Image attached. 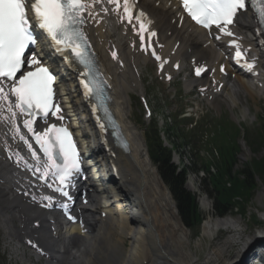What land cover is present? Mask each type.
Masks as SVG:
<instances>
[{
  "label": "bare ground",
  "instance_id": "6f19581e",
  "mask_svg": "<svg viewBox=\"0 0 264 264\" xmlns=\"http://www.w3.org/2000/svg\"><path fill=\"white\" fill-rule=\"evenodd\" d=\"M157 3H160L159 8L155 6ZM140 7L150 14L156 22V28L161 31L160 41L165 45L162 53L166 57L171 56L172 59L177 61L185 59L188 62L192 58H196L197 63L205 62L211 68L215 64L220 63V55L211 44L206 45L207 42L201 30L193 28L186 20L183 22L181 28H178L177 23H174L173 26L172 21L176 20L178 13L173 8V5L168 7L167 0H140ZM236 30L241 35H251V37H246V44L253 47L257 46L256 41L252 39L253 27L251 22L248 21L247 16L238 22ZM177 42L180 43L179 48L175 52V55L172 56L171 52ZM124 56L127 59H131L130 54L128 56L125 53V49ZM261 58L262 56H260L258 64L259 67L261 65L264 69V60L261 61ZM135 61L139 67L141 64H146L148 59L137 57ZM105 64H108L107 59L105 60ZM107 71L111 73L113 78L116 96L115 109L120 120H122L123 112L129 106L127 96L132 86L127 85V77L131 78V76L127 74L128 71L120 76L116 75L110 68H107ZM214 77L220 79L218 73ZM261 78H264L263 74ZM259 82L261 83L262 80ZM133 83H137V88L141 90L137 77ZM236 83L231 87L232 90L226 93V100L224 102L229 107L233 109L237 107L240 93L244 94L255 105L260 102L264 90L254 88L249 81L240 76H237ZM68 85L70 94H72V104L75 106L80 105L77 93L78 88L72 82ZM187 85L190 86V84ZM217 86L210 87L211 94ZM212 95L220 97L218 94ZM123 127L126 129L128 138L132 140V146L129 154L119 153L115 160L120 169V180L114 184V187L122 191L123 196L134 197V201L139 202V215L133 219H130L129 215H118L117 217L111 215V219L103 220L101 215L105 212L104 208L94 195H90L93 203L99 205L97 208L99 209V218L95 217L94 212L91 215V220L87 221V227L91 229L94 241H92V238L85 239L80 231L76 229L68 230V235L65 236H61L60 234V238L57 240L53 238L57 246L61 245L66 250L64 260L57 264H117L121 258L119 244H124L125 235L133 243L124 263L122 262L123 264H197L190 261L191 259L189 258L191 256L189 257V255L182 251L181 246L189 238V232L178 217L177 208L169 190L161 184L157 169L148 158L145 140L136 126L131 125L128 120L123 121ZM100 154L102 153L100 152ZM242 155L241 160L245 157V154ZM0 175L4 177H0V180H5V183L0 185V212L5 210L10 214L8 217L9 223L19 221V224L23 226L17 232L8 233L9 238L12 240H19L24 235L32 234L27 224L32 210L11 194V189L9 188L11 182L5 178L7 174L1 163ZM263 198L264 190L258 196L260 201ZM97 209L95 208L94 210L96 211ZM39 219L44 223L41 217H36L33 223L38 222ZM212 222L203 226L204 236L214 239L212 240V245L215 241L220 242L221 240V237H214L215 232L218 230L220 231L218 234L227 232L230 234L236 233V236L233 240L223 241L220 247L218 245L217 249L214 248L211 256L206 258L205 264H242L249 249V243L245 239L249 228L238 229L239 221L234 220ZM132 227H136L138 231L135 238L131 232ZM42 230L46 234L48 233L45 228H42ZM42 242L47 243L46 241ZM79 244L80 246H78ZM89 245L92 249L91 251L88 250ZM238 246L241 249L239 248L240 250L235 253L234 250ZM49 249L53 252L50 255L51 257L57 254V250L55 252L54 248L49 247ZM72 249L76 252L74 257L70 254V250ZM79 254L81 255L79 256ZM234 255L237 257L236 261L234 263L228 262V259ZM18 256L21 259L25 258L22 253L18 254ZM85 257L86 261H83Z\"/></svg>",
  "mask_w": 264,
  "mask_h": 264
},
{
  "label": "snow or ice",
  "instance_id": "6c2138e0",
  "mask_svg": "<svg viewBox=\"0 0 264 264\" xmlns=\"http://www.w3.org/2000/svg\"><path fill=\"white\" fill-rule=\"evenodd\" d=\"M108 3L119 10L120 0H108ZM182 3L197 24L205 28L215 25L229 36L232 33L227 31L228 26L233 23L238 11L247 10V0H182ZM251 3L259 21L264 24V0H251ZM91 7L88 0H0V102L8 103V110L11 111L13 102L10 97L15 98V109L26 117L24 127L33 135L45 157L42 170L38 167L36 171L45 182L49 175L54 182L58 181L55 188L52 184L47 186L62 195H68L64 188L81 170L79 153L67 128L52 124L42 132L36 131L34 125L38 117L47 118L50 113L58 120L62 117L57 115L59 106L53 104L55 75L43 66L36 55L29 59L26 52L37 44L32 30L38 27L57 51L74 57L84 66V75H90L92 60L81 26L85 23V12L91 14ZM131 8L129 0H123V11L130 23L133 18ZM141 29H144L143 24ZM143 40L141 35L142 43ZM234 46L237 47L236 57L239 60L242 53L238 45ZM248 67L251 69L253 65L249 64ZM200 71L197 69V75ZM81 82L87 90L86 94L96 92L95 81ZM16 114L12 111L13 118ZM25 143L28 142L25 140ZM28 148L33 159L39 161L31 144H28Z\"/></svg>",
  "mask_w": 264,
  "mask_h": 264
},
{
  "label": "rangeland",
  "instance_id": "374dc122",
  "mask_svg": "<svg viewBox=\"0 0 264 264\" xmlns=\"http://www.w3.org/2000/svg\"><path fill=\"white\" fill-rule=\"evenodd\" d=\"M149 81H151V80L148 79V82H146V87H147V85H150L149 86L150 100L153 102L154 107L156 109V115H157L156 124L158 125L157 127H158V129H165V130L166 129H173L174 128V126H173L174 125V119L173 118L169 119L166 109L162 108V106L160 105V101L156 98V93L154 92V87L152 86V84ZM66 86H67V84H66ZM132 97H133V95L131 94V99H132ZM239 99H241V96H239ZM242 100L246 101V98L244 95H242ZM222 107H223L222 115L224 116V114H225L226 116H224V118L222 119V124H220V126L222 128V132H225V130H226L229 133V135L226 138L228 140L233 141L236 137V134H237L236 129L233 125H231L229 123V117L227 115H229L231 117V114L229 113L227 105L222 104ZM240 111H242V108L240 109ZM134 112L135 111L133 108V114H134ZM261 113H264L263 110L261 111ZM235 115L238 118V120H240V121L242 120L241 119L242 115L239 112H237ZM133 119L135 120V122L138 123L141 119V111L138 112L136 110V114L134 115ZM167 123H169V124H167ZM172 123H173V125H172ZM244 126H247V127L249 126L248 127L249 130L248 129L247 130L242 129L241 130V133H242L241 137L238 139V143L240 145V153H241L237 159L238 171L242 170L250 162H253L255 160L264 159V144L262 145L259 142V140H258L259 134H256L255 132H253V131H257V130L250 128L253 125H250L249 122H246V125H244ZM84 127L86 128V130L88 132H90V130L88 129L86 124ZM254 127H256V126H254ZM215 130L216 129L214 127H212V129L208 131L209 135H208V137L205 138V141L208 142L207 146L205 147V150H203L199 153L194 152L192 154V152H190V151L188 152L187 149H184V150H181L179 157L173 158V163L176 166H179V167H181L182 165H187V166L191 165L192 166V172L190 171L188 173V175L190 178H192V180L195 179L196 189H195V191H193L195 194L199 193L198 196L199 195H205L208 197V195L206 193H210L209 195L212 198L209 201V205L208 204L204 205V206H203V204H199V205H200L201 209L203 207V210L207 209V206H208V208H210L209 209L210 210L209 216L213 217V219H211V220H216V215L211 214V213H214L215 211L212 208L214 193L212 191L210 179L206 174H202V173L198 174L196 170L197 169H203V166L207 161H211V162H213V165H215L214 160H213L214 159L213 158V156H214L213 150H214V148H216V146H214V144L212 142V140H213L212 137L216 138V136H217V132H215ZM179 133H182V132H179ZM83 143L87 144L88 142H87V140H84ZM210 145H212V146H210ZM242 154H245V157L243 160H241V157L243 156ZM215 155H217V154H215ZM218 158H219V156H218ZM101 164H102V162H101ZM96 169L98 170V174H102V168H101L99 163L95 164L94 170H96ZM159 179H160V177H159ZM160 182L166 188L165 184H163V182L161 180H160ZM259 186H260V189L257 192L254 201L250 204L249 209H248V214L246 215V217H244V219H242V218H240V216L235 215V213L232 214L234 221H239V224H238L239 228L237 227L238 229H248L249 228L246 238L249 237L253 233L252 226L249 223L250 215L251 214L258 215L260 217V219L264 220V211L262 212V209L264 210V198L261 201L258 199L259 194L264 190V185H262V183L259 182ZM185 187L187 190L192 192V184L190 181L189 182L187 181ZM96 202H97V200H96ZM198 202H199V200H198ZM98 215H99V213H97V216ZM203 217L205 220H208L209 217L207 215V212L205 214L203 213ZM218 221L221 222V220H218ZM218 221H213L212 223H215V222L217 223ZM263 227H264V223H263ZM198 228L199 227H197L196 230L187 229L189 232V238L181 246L182 251L185 254L189 255V257L191 256L189 258V259H191L190 261H192L193 263L195 262L197 264H205L206 258L211 256V253H212L214 248L217 249L218 245L220 247V244H222L223 241L231 240V239L233 240L234 237L236 236V233L230 234L227 232H222V233L217 235V237H221L220 242L215 241L212 245V240H214V239L206 238L208 236H204L203 231H201V233H200V231H198ZM198 232H199L200 236L196 237V234ZM91 238H92V241H94L92 235H91ZM124 240H125V242H124L125 245L119 244V251H120V257L121 258H120L119 262H117V264H123L124 263L125 258L129 254L128 249L130 252V250L132 248L133 241H131L129 238H127L126 235L124 236ZM80 244L78 246H80ZM239 248L241 249L240 246L236 247L235 248L236 250H234V252L235 253L238 252L240 250ZM88 250L89 251L92 250L90 245H89ZM77 251H78V249H77ZM9 253L6 252L4 250V248L3 249L0 248V264H11L10 263L11 256ZM72 253H73V257H74L76 255L75 250L72 251ZM80 255L81 254H79V256ZM236 259H237V257H236V255H234L228 259V262L234 263V261H236ZM83 261H86V257L83 259Z\"/></svg>",
  "mask_w": 264,
  "mask_h": 264
},
{
  "label": "trees",
  "instance_id": "16d2710c",
  "mask_svg": "<svg viewBox=\"0 0 264 264\" xmlns=\"http://www.w3.org/2000/svg\"><path fill=\"white\" fill-rule=\"evenodd\" d=\"M151 152L152 159L159 168L160 176L170 189L180 214V217L189 229L199 227L201 214L198 211L195 198L184 189V174H177L170 163L171 154L164 149L161 142L154 141ZM236 144L224 147L221 150L222 161L217 167L216 174L211 171V182L216 192L215 208L221 214L238 209L245 214L251 195L256 191V177L264 181V161L256 162L253 168H246L243 172L234 171L236 163Z\"/></svg>",
  "mask_w": 264,
  "mask_h": 264
}]
</instances>
